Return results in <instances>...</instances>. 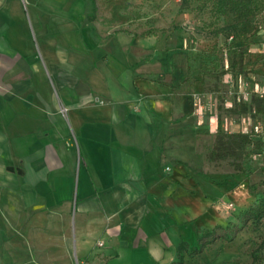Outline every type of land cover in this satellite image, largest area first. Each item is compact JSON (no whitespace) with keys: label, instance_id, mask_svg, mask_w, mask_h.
<instances>
[{"label":"rangeland","instance_id":"rangeland-1","mask_svg":"<svg viewBox=\"0 0 264 264\" xmlns=\"http://www.w3.org/2000/svg\"><path fill=\"white\" fill-rule=\"evenodd\" d=\"M254 5L255 30L244 60L246 72L225 75L221 65L224 60L228 69L227 42L215 29L230 24L232 17L221 11L217 0H7L0 12V38L10 60L20 59L31 69L38 68L34 82L47 87L49 99L61 93L59 77L64 84L75 85L76 94L104 96L112 91L116 100L123 98L115 92L122 86L145 100L174 93L162 97L168 103L176 99L174 111L169 106L166 114H149L167 117L174 112L176 123L169 125L170 130L177 137L184 135L186 143H196L195 165L207 167L224 192L230 187L234 196L224 193L220 199L218 195L213 205L228 218L223 226L230 223L240 231L217 250L222 258L216 259L215 252L205 254L209 263L249 264L259 243L255 223L244 224V216L262 199L264 150H251L243 174L227 160H208L219 121L223 130L245 134L252 133L256 122L251 113L232 114L239 103H250L253 95L264 94V0H254ZM196 87L201 91L197 93ZM183 95H190L194 104L188 124L178 122L186 111L178 108L177 97L181 103L188 99ZM95 101L99 100L92 98ZM210 119L216 126L213 133L207 128ZM160 126L164 131L166 125ZM8 198V189L1 188L0 264H80L71 251L70 235L57 229L70 227L73 207L64 213L66 221H42L35 219L29 204L20 198L9 204ZM97 257L81 262L102 264L105 258Z\"/></svg>","mask_w":264,"mask_h":264},{"label":"crops","instance_id":"crops-1","mask_svg":"<svg viewBox=\"0 0 264 264\" xmlns=\"http://www.w3.org/2000/svg\"><path fill=\"white\" fill-rule=\"evenodd\" d=\"M6 3L0 0V12ZM8 52L0 38V189H8L9 204L20 198L42 221H66L64 213L73 207L70 227L57 229L70 235L80 264L98 254L102 264H175L182 242L193 250L201 235L226 223L213 204L218 195L234 197L230 187L224 192L207 167L195 165L196 143L169 128L176 123L174 112L149 114L173 110L176 99L162 97L174 93L145 100L122 86L115 92L123 98L116 100L112 91L76 94L75 85L59 77L61 93L49 99L47 87L34 82L39 69L10 60ZM183 96L188 99L181 103L177 97L178 108L186 111L178 122L188 124L194 104ZM223 244L193 259L185 256L183 264H223L207 261L214 252L222 258L217 250Z\"/></svg>","mask_w":264,"mask_h":264},{"label":"trees","instance_id":"trees-1","mask_svg":"<svg viewBox=\"0 0 264 264\" xmlns=\"http://www.w3.org/2000/svg\"><path fill=\"white\" fill-rule=\"evenodd\" d=\"M221 11L230 14V24L215 29L216 34H223L227 42L225 51L229 56L228 69H225L222 62V74L229 72L244 73V60L249 53L251 41L249 37L255 30V5L254 0H217ZM240 108V109H239ZM239 109V111H238ZM252 114V118L259 122L264 119V94L253 95L250 103H239L232 110V114ZM264 132L245 134L243 132H227L223 130L219 121L216 133V141L212 150L208 153L210 162L229 161L233 169L239 173H245L246 158L251 157V150L262 153L264 150ZM9 171L23 175V170L15 167H8ZM262 187V199L260 203L252 207L244 216V224L251 222L255 235L258 236V246L252 253V260L249 264H262L264 256H257L264 252V178L260 183ZM240 231L239 227L228 223L226 226H217L199 237V246L189 250L188 244L182 242L177 249L178 262L183 264L185 256L193 259L202 254L207 248L216 242L230 243Z\"/></svg>","mask_w":264,"mask_h":264},{"label":"built area","instance_id":"built-area-1","mask_svg":"<svg viewBox=\"0 0 264 264\" xmlns=\"http://www.w3.org/2000/svg\"><path fill=\"white\" fill-rule=\"evenodd\" d=\"M63 112H67V108H63ZM252 132L254 133H263L264 132V119L259 122H255L252 126Z\"/></svg>","mask_w":264,"mask_h":264}]
</instances>
